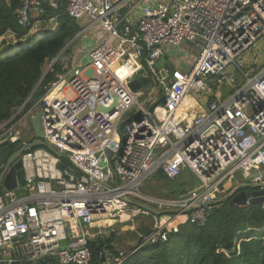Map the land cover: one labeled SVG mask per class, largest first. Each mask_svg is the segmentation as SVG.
Listing matches in <instances>:
<instances>
[{
  "label": "built area",
  "instance_id": "2783aa9c",
  "mask_svg": "<svg viewBox=\"0 0 264 264\" xmlns=\"http://www.w3.org/2000/svg\"><path fill=\"white\" fill-rule=\"evenodd\" d=\"M61 6L81 30L47 68L53 78L36 110L44 144L29 147L33 133L0 134V147H26L20 159L27 186L23 195L0 194V264L44 257L88 264L93 227L111 234L104 224L135 229L139 217H150L134 249L111 243L118 255L104 264H121L137 249L167 241L180 224L203 226L220 186L237 171L252 172L249 184L263 191L264 211V0H22L18 23L40 39L58 25L57 16H41ZM91 30L99 35L88 45ZM78 38L81 59L72 49ZM186 43L197 53L184 71L169 52ZM141 68L155 83L152 111L139 101L144 86L129 87ZM213 78L228 87L226 96H211ZM185 170L197 185L182 195L141 190L157 172L176 181Z\"/></svg>",
  "mask_w": 264,
  "mask_h": 264
},
{
  "label": "trees",
  "instance_id": "16d2710c",
  "mask_svg": "<svg viewBox=\"0 0 264 264\" xmlns=\"http://www.w3.org/2000/svg\"><path fill=\"white\" fill-rule=\"evenodd\" d=\"M21 3L22 0H0V43L7 35L16 41L8 50L2 51L0 47V124L21 110L10 122L11 126L37 110L39 99L45 93L44 86L53 78V73L48 72L41 80L44 65L51 62L81 30V23L70 18L64 7L47 8L41 18L48 20L57 16V28L36 39L29 27L18 23L16 10ZM17 144L20 141L12 145ZM216 196L218 198V192ZM225 196L217 200L218 209L203 226L180 224L171 231L167 241L141 247L121 264H264V211L261 205L237 206L224 200ZM113 239L111 235L89 239L87 245L91 258L88 264H104L106 259L102 261L101 256L106 250H109V258L118 255L116 248L107 247ZM39 264L58 263L44 257Z\"/></svg>",
  "mask_w": 264,
  "mask_h": 264
},
{
  "label": "rangeland",
  "instance_id": "374dc122",
  "mask_svg": "<svg viewBox=\"0 0 264 264\" xmlns=\"http://www.w3.org/2000/svg\"><path fill=\"white\" fill-rule=\"evenodd\" d=\"M5 43L1 44L0 47L3 50H8L11 46L15 44V39L11 36H4ZM197 51L193 49L192 45L190 43H186L182 46H179L175 49H172L169 52L170 58L172 59L173 64L178 67L179 69H182L184 71H187L189 67L192 66ZM52 62V61H51ZM51 62L46 63L44 65V72L47 70L48 66L51 64ZM245 70H247L245 68ZM235 77L240 79V73L238 71H235ZM213 83H211L212 87V95H216V93H222L223 96H226L228 94L227 88L221 87L219 88L217 86L215 78L212 79ZM143 90L145 92V95L143 98H139V101L143 104L144 107L149 108L151 107L152 103L156 100L154 96V90H155V83L151 81L149 84L143 87ZM66 95L69 97H73V93L69 90L66 91ZM196 97L197 95L194 94ZM207 97V96H206ZM20 109L17 110L11 117V119L8 121V123L5 126H2L4 123L0 124V134L4 132H8V130H13V132H18L20 138L22 139H28L32 138V131H31V125L29 121V114L22 117L20 120L17 121V123L13 126L10 125V122L13 121L14 118H16L20 114ZM12 145L11 148L13 150H16L15 148L19 146ZM264 169V168H263ZM235 179H229L222 183L220 186V189L218 191V200L223 199L222 195L226 194L225 197H227L230 194L229 187L232 189L234 186H245V185H251L249 184L252 179V172H244V171H237L235 174ZM197 185V180L195 177L190 174L187 170H185L184 175H182L178 180L171 181L164 177L162 173L157 172L155 175H153L150 179L146 180L144 182V189L145 191L150 195H163L164 192H168L172 196H178L186 193L187 191L193 189ZM15 192L17 195H23L26 193V191L22 190V188L15 189ZM144 219H146L148 216H142ZM139 217L136 220L135 227L139 228V233L145 232L147 229L151 226V220L147 224H144V222H141L143 219ZM150 218V217H149ZM148 220V219H147ZM127 224H120V223H106L103 226L105 227H113V229L117 232L118 228L122 227L127 230ZM92 228V227H91ZM93 231H95L98 235H102L101 233L97 232L96 227L92 228ZM103 230V228L101 229ZM114 242H117L116 239ZM63 246H66L65 242H62Z\"/></svg>",
  "mask_w": 264,
  "mask_h": 264
},
{
  "label": "water",
  "instance_id": "95a60500",
  "mask_svg": "<svg viewBox=\"0 0 264 264\" xmlns=\"http://www.w3.org/2000/svg\"><path fill=\"white\" fill-rule=\"evenodd\" d=\"M5 38L1 39V44L5 43ZM57 56L52 60L55 61ZM168 59V55H164L159 59L156 63L157 68H161V64ZM167 65V63H165ZM174 66L171 64L169 69L171 71L174 70ZM143 68L139 69L136 73V77L132 78L129 82V87L132 91H136L141 86H146L149 84L150 79L148 76L143 75ZM47 70L43 73L41 80L45 77ZM40 80V81H41ZM39 81V83H40ZM37 84V86L39 85ZM36 86V87H37ZM36 89V88H35ZM34 89V90H35ZM33 90V92H34ZM33 92L29 95L27 101L31 98ZM159 102L164 103V97L159 99ZM155 104H153L149 110L152 111ZM128 112L124 114L126 116ZM31 131L34 134V140L29 144V147H34L38 145H43L42 137L43 130L41 128V112L38 110L33 115L29 117ZM26 150V147L22 146L21 148L14 151L9 145H3L0 147V194L6 193L8 190L16 189L21 186L22 190L26 191L27 186L24 184V174L21 168L22 163L20 159L21 153ZM106 155H110V151H106ZM256 174V173H255ZM254 174V175H255ZM143 192L145 190L141 188ZM263 191L253 185H245V186H237L233 188L230 194L224 198V200H229L230 204H234L237 206H246L249 204H260L263 201ZM218 209L217 205L211 207V212L214 213ZM106 236H114V233L105 234ZM137 243V241H136ZM107 247L111 249L113 244H108ZM109 255V250H106L104 256H101V260L103 261ZM12 264H20L19 261H14ZM33 264H39V262H35Z\"/></svg>",
  "mask_w": 264,
  "mask_h": 264
},
{
  "label": "crops",
  "instance_id": "0c3cea01",
  "mask_svg": "<svg viewBox=\"0 0 264 264\" xmlns=\"http://www.w3.org/2000/svg\"><path fill=\"white\" fill-rule=\"evenodd\" d=\"M96 32H98V31H96ZM96 32H93L91 30L90 31L91 34L87 36V38L85 39V41L83 43H86L88 45L92 44V42L95 40V38L99 35V33H96ZM94 33L96 36L94 35ZM113 41L115 42V40H113ZM81 43H82L81 39L78 38L72 44V49L75 51L77 59H81L84 55L83 51L81 49V45H82ZM233 188H232V190H233ZM141 218H143V217H141ZM149 220H150V218L147 217L146 219L143 218L141 220V222H144V224H147L149 222ZM112 229H113V227H112ZM113 232H114V237L117 241L115 243L118 244L120 250H124V251H126L128 249L130 250V248L135 246L136 241L140 235L139 228L135 227V229H130L128 227V225H127V230L120 227V228H118L117 232L113 229Z\"/></svg>",
  "mask_w": 264,
  "mask_h": 264
},
{
  "label": "bare ground",
  "instance_id": "6f19581e",
  "mask_svg": "<svg viewBox=\"0 0 264 264\" xmlns=\"http://www.w3.org/2000/svg\"><path fill=\"white\" fill-rule=\"evenodd\" d=\"M140 91L144 93V91L142 89ZM188 102H192V100L190 99V97H187L185 99V103H188Z\"/></svg>",
  "mask_w": 264,
  "mask_h": 264
},
{
  "label": "flooded vegetation",
  "instance_id": "af4514ba",
  "mask_svg": "<svg viewBox=\"0 0 264 264\" xmlns=\"http://www.w3.org/2000/svg\"><path fill=\"white\" fill-rule=\"evenodd\" d=\"M14 151H16V150H14ZM20 157V156H19Z\"/></svg>",
  "mask_w": 264,
  "mask_h": 264
}]
</instances>
